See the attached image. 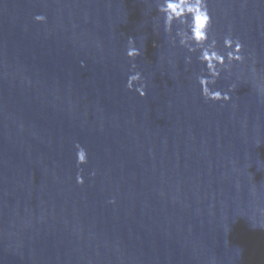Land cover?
Segmentation results:
<instances>
[{
  "label": "water",
  "instance_id": "1",
  "mask_svg": "<svg viewBox=\"0 0 264 264\" xmlns=\"http://www.w3.org/2000/svg\"><path fill=\"white\" fill-rule=\"evenodd\" d=\"M0 264H264L132 0H0Z\"/></svg>",
  "mask_w": 264,
  "mask_h": 264
},
{
  "label": "clouds",
  "instance_id": "2",
  "mask_svg": "<svg viewBox=\"0 0 264 264\" xmlns=\"http://www.w3.org/2000/svg\"><path fill=\"white\" fill-rule=\"evenodd\" d=\"M157 9L163 14L164 29L171 36L172 43L178 42L190 53L198 52L197 59L204 65L201 70L202 74L196 77L202 96L211 101H227L231 99L229 92H222L213 86L221 75L222 70L230 69L232 62H243L244 45L239 38L233 37L231 32L223 37V49L218 46L219 41L214 34L210 35L212 25V16L208 7V0H158ZM36 21H45L43 14H37ZM129 47L126 54L130 58L140 55V49L135 47L132 38L128 40ZM191 56L186 57V62L191 63ZM135 64L132 65L134 69ZM206 73V74H204ZM139 82V83H138ZM126 87L129 90H135L140 96L146 95L145 84L143 83L142 74L139 71L130 72L127 76ZM235 88V84L230 86V90ZM76 162L78 165L87 163V150L77 143L75 145ZM95 173H93L94 175ZM76 182L84 183V178L79 173L76 176Z\"/></svg>",
  "mask_w": 264,
  "mask_h": 264
}]
</instances>
